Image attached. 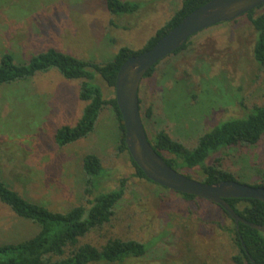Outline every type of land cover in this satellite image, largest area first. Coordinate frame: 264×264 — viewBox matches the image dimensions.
<instances>
[{
	"label": "rangeland",
	"instance_id": "1",
	"mask_svg": "<svg viewBox=\"0 0 264 264\" xmlns=\"http://www.w3.org/2000/svg\"><path fill=\"white\" fill-rule=\"evenodd\" d=\"M105 1L0 0V58L8 54L22 64L52 48L106 63L120 47L141 49L180 5L179 0H123L138 2L141 9L113 16ZM253 41V29L242 19L194 36L186 51L161 62L139 87L142 114L153 106V120H146L149 135L164 129L190 145L242 107L260 105L264 68L252 58ZM95 81L106 99L114 97L99 77ZM78 84L50 70L28 82L0 86L2 181L27 200L63 212L85 204L80 164L83 156L94 154L105 172L94 178L95 190L110 191L124 180L125 191L110 223L81 243L119 238L149 246L143 258L124 264H230L232 244L215 223L231 222L205 200L185 202L136 178L127 154L117 151L119 133L111 109L103 110L88 138L63 148L55 145V131L74 126L85 106L77 97ZM263 157L264 136L254 147L221 150L209 163L219 158L238 182L255 185L264 174ZM186 173L200 178L198 171ZM35 231L0 204V244L25 240Z\"/></svg>",
	"mask_w": 264,
	"mask_h": 264
},
{
	"label": "trees",
	"instance_id": "2",
	"mask_svg": "<svg viewBox=\"0 0 264 264\" xmlns=\"http://www.w3.org/2000/svg\"><path fill=\"white\" fill-rule=\"evenodd\" d=\"M179 1L178 9L154 31L141 49L120 47L113 59L106 63L87 61L52 48L32 56L29 61L22 64H15L12 56L4 54L0 58V86L28 82L37 73H47L50 70H55L65 80L78 81L77 97L85 106L74 126H62L55 131V145L63 148L88 138L100 114L109 108L116 116L119 133L118 153L127 154L136 178L151 183L127 152L124 126L114 97L106 99L103 90L95 85L93 80L99 77L106 87L114 89L117 72L127 59L150 49L185 16L211 0ZM105 6L107 12L113 16L132 15L141 9L140 3L123 0H106ZM242 19L251 25L254 32L252 58L260 68H264V4L230 23L237 24ZM227 24L229 23L214 27ZM192 38L164 60L186 51L192 44ZM161 62L149 70L142 81L151 78ZM139 93L138 90L139 110L146 136L153 150L170 168L180 171L189 178L193 177L187 174V171H198L200 178L193 179L205 184L221 181L238 182L232 172L223 168L221 159L217 158L212 163L209 161L221 150L254 147L261 141L264 136V93L260 105L249 109L242 107L239 114L218 121L211 127L212 129L198 135L190 145L173 138L164 129L155 131L152 136L149 135L146 120H153V106H150L143 115ZM261 163L264 173V157ZM80 170L85 177L83 191L85 204L63 212L52 211L44 205L27 200L0 178V204L14 217L36 227L30 238L0 244V264H124L129 259H141L146 255L149 246L132 239L113 238L96 245L81 243L82 239L110 223L123 199L125 181H121L118 187L110 191L95 190L97 186L94 178L105 172L100 159L94 154L82 157ZM260 181L252 186L264 188V174ZM175 194L185 202L202 200L194 196ZM226 202L242 219L252 224L264 225L263 203L252 199H228ZM214 206L231 222V225L215 223L216 227L229 237L232 244V253L228 256L230 264H264V235L240 223L236 230L233 221L223 209Z\"/></svg>",
	"mask_w": 264,
	"mask_h": 264
},
{
	"label": "water",
	"instance_id": "3",
	"mask_svg": "<svg viewBox=\"0 0 264 264\" xmlns=\"http://www.w3.org/2000/svg\"><path fill=\"white\" fill-rule=\"evenodd\" d=\"M263 4L264 0H211L193 10L150 49L127 59L117 72L113 90L124 126L127 152L147 180L171 192L194 196L220 207L233 221L236 230L240 223L264 235V225L242 219L226 202L228 199H252L264 204V188L237 181L205 184L170 168L149 143L138 103V90L149 70L198 33L233 22Z\"/></svg>",
	"mask_w": 264,
	"mask_h": 264
},
{
	"label": "flooded vegetation",
	"instance_id": "4",
	"mask_svg": "<svg viewBox=\"0 0 264 264\" xmlns=\"http://www.w3.org/2000/svg\"><path fill=\"white\" fill-rule=\"evenodd\" d=\"M173 84H174L175 86H177V85H178L176 82H173ZM178 87H179V85H178Z\"/></svg>",
	"mask_w": 264,
	"mask_h": 264
}]
</instances>
